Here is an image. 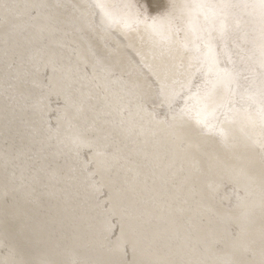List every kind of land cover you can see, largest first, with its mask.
<instances>
[{"label":"rangeland","instance_id":"rangeland-1","mask_svg":"<svg viewBox=\"0 0 264 264\" xmlns=\"http://www.w3.org/2000/svg\"><path fill=\"white\" fill-rule=\"evenodd\" d=\"M20 1L23 2V0H20ZM35 1H37V3L35 2L36 7H33V8L25 7V9H26L25 11H27V14L25 15V17L27 16L26 18H27V21L29 22V24L36 22L35 20H33L36 17V14L44 12L45 8H46V0H35ZM197 1L198 2H196L195 0H182V1H180V0H100V1L99 0H95V1L94 0H84V2L89 7L90 19L92 18L93 13H98V15H99V17H98L99 23L98 24H102V26H106V28L108 26H110L109 28H113V31H119L122 28V30H125L126 32H130V31H132V29L134 30L135 28L137 29L138 27H140L137 30H140L141 35L144 34L141 36V38L138 41V43L140 42L139 44L142 47L141 48L140 46H138L139 50L141 52H143V55H141L140 53L137 54L136 52H132L130 54V56L128 58V61L130 64L129 63L127 64L126 69L128 68V65H129V68L131 66V69H132L131 72L132 73H130L129 70H125V71H128L130 73L129 74L128 72H125V74L127 73L126 76L131 75L132 77L138 76L137 79H139V77L142 78L141 76L143 74L146 76L148 73L153 72V78L155 79V80H153V86L155 85L156 87L154 86V89H153L154 92L152 95V101L150 103H146L144 105L145 106L144 108L148 110V114L152 113V115H154L155 118H158L161 120H165L166 118H168L167 120H169L170 122L166 121L167 122L166 124H170V123L173 124V125L168 126L169 128L167 127L170 131L173 132L172 135L170 134L172 137H174L173 139H175L177 133H180L181 137H179L178 140L175 139L177 141V142H175V152L183 150L184 149L183 147H188V146L193 147V150H192L193 154H191V157L187 161V163L189 162V164L191 166V170L188 168L189 170L185 174L187 176L189 174L188 178H192V179H195L196 177H198L199 180H197V179L196 180L201 184V188H199L195 192V195H193L194 197H192V199L196 198L198 195L199 196L201 195V197L198 196L195 200L191 201L193 203H197L196 202V200H197L201 204L199 208L196 207V208H194L195 210H193L195 215L198 216V219H200V217H201L200 220L197 219L198 220L197 222L200 224L202 223L201 225H205V223L207 222L208 219H210V218L214 219L215 218L216 221H218L220 224L223 223V226H225L223 231L216 230L213 232V234H212L213 235L212 247L210 246V247H206V248L202 249V248L197 246L198 244L195 240H191L187 243L186 242L184 243L181 240L179 228H180V223L184 228H186V229L189 228L188 226H186L187 223L183 222L180 218V219H178L180 221V223H178L177 221H174L175 222V224H174V222L172 221L174 219L170 220V218L168 216H166V217H162L161 215L158 216L155 213V211L153 210V209H155L154 206H157V205L163 206L164 204H166V201L165 202L162 201L163 203L162 202L157 203V202H153V198H149V197H148V199L146 198L145 200H141V197H139V196L137 198L133 197V196L131 197L130 194L132 193V189L134 190L133 187H135V188H137V187L141 188L142 187L140 185H137L136 183H138V182L133 181L132 177L121 176L120 183L117 185V187L115 189V194L112 193V191H111L112 194L110 195V190H108L107 186L102 182V180H100L101 179L100 172L98 170V167L96 166L97 162L93 157L92 149L85 147L83 145H79V144H77V142H75V143L67 142V145L62 147V145H61L62 143H60L61 139H59L60 136L55 135V131L61 130V126L68 123V116H67L65 109H64L67 105V101H66V98L64 96H62V94L56 93V92L53 93V84L51 81V75H53V76L55 75L59 78L60 77L62 78V76H63L61 73L62 72V67H61L62 63H60L62 61H60L61 58H60V54H59V51L57 49V46H55L56 51H53L54 56L56 55L55 56L56 58L54 57V59H53V60H55L54 61L55 62L54 63L55 69H53V66H52V69L49 68L48 67L49 64L46 61H39V63L41 65L39 64V66L36 67L35 71L33 72L34 74H33L32 86L29 85L28 83H24L22 81V83H20V87L18 86L15 89H13L12 86L9 87L7 83L8 82H10V84L11 83H17L16 80L13 81L11 76L9 78L7 77V79H5L6 77H4V76L2 77L4 79H2L0 76V78H1L0 79V102H2V101L5 102V105L0 108V133H1L0 134V186L6 185V187H9L10 186L9 184H11L10 181H13V179H12L13 177L15 178L14 179L15 183H14V181L12 183H14L15 185H16V183H18L17 185H20V184L21 185L23 184V186L25 185V189L20 187V188L14 189V190H10L9 188L2 187L5 189V191H4L5 193H4V195L0 196V209L2 208L6 211H11V212H13V211L22 212V213L24 212L25 215L28 212L29 214L27 213V217L32 219V221L34 219L36 220L39 217L43 222L39 218H38V220H40L43 224H45V223L46 224L43 225L40 221L38 222L37 220L35 222L37 224L39 223V225L41 224V226L42 225L44 226V229H42V230H43V232L46 231L45 235H47V236H48V234H49V236H52L54 234V233H52V231L55 232V234H57L61 229V231L56 236H54V238H53V236L52 237L48 236V238H50V239L52 238L50 241H52L51 245L53 243V246H55L54 244H57L58 241L60 240V238H62L64 236L63 233L65 232V230L68 231V228L72 229L73 232H75L77 230L75 232V236H73L74 237V244H73V241L70 242V243H72L71 244L72 246H70V247H74V248L71 249L69 247L68 249L71 251H69L68 249L66 250V251H69L70 253L69 252L66 253V251H61L59 253L58 257L56 256L57 258H60L59 261H61L63 259L60 262L61 264H70V262H72V263L75 262L76 264H87V263L88 264H117V263L118 264H133V263L137 264V262L140 261L138 259H140V257H141V253H142L141 249L142 250H145L147 248L151 249L154 246L153 249L161 248V250H163V249L171 248V247H167V245H169V246L173 245V247H174L175 245L180 246L181 244H183V245H181L183 247L182 254L178 253V256H176L177 252H173L176 255H174L173 253H171L170 255L166 254V256H165L166 258L164 257L163 254H158V255H155L156 257L154 256V258L156 259V260H154V261H156L155 263L159 262L158 259H164V260L168 259L167 263H165V261L163 260V263H165V264H172L174 261H175L174 263L176 264L177 261L183 262L185 259H187L185 261H188L190 263H192V261H196V263H197V261L199 262V261L203 260L204 257L210 253V254H213L212 256L217 257L216 259L218 262L216 264H234V262L232 263V261H229L230 263H228L224 260L225 258H224V255L222 253V248H223V245L225 243L230 242V240L233 241V240H236L239 238L242 239L241 244H240L241 247L239 246L235 250L236 252H234V253H236L237 255L236 254H234V255H236L237 257L240 256L239 258H243L246 261L248 260L249 263H251V264H254V262H255V264H264V250H262V251L260 250L264 247V243L260 242L261 245L259 243H256V242H253V243L248 242L247 243V240L249 241L248 237L245 238L243 236L248 231V228H249V225H248L249 222L248 221H251L252 223L254 222L253 226H256V227H257V225H261L264 222V209H262L263 207L261 208L260 205L249 206L248 204H244V205L242 204L243 201H245L246 198L248 197L247 196L248 192H250L249 191L250 187H251L250 177L252 175V171L246 169L243 165L246 164V162H248V161H255L256 166H258L259 169L264 170V108H263V105H264V64L262 62H260L259 63L260 65H259L258 63L251 62V64H250L251 69L250 70L249 69L248 70H244V69L242 70L241 69L240 71H237V73L240 75V77H242V81L240 83V85L242 84V88L238 91H235L233 88L234 86H232V85L230 86L231 82L228 78L229 76L227 77L228 71L232 67L230 64V63H232L230 60V57H227L225 54V52L229 46V40H228L227 36L224 37V36L220 35L221 33L219 34L218 30L214 29L215 28L213 26L214 23L212 22L210 17L207 16L206 14H204L199 8L202 0H197ZM217 1L214 5L215 8L219 7L220 2H221V0H217ZM230 1H232V2L234 1L233 3H236L235 2L236 0H230ZM241 1L245 2L247 5L248 9H245V11H247V12L249 11V13L254 18H257V19L261 18L264 20V6H263L264 0H256V2L262 1L259 6L253 5L255 0H241ZM112 2H114V4ZM177 6H180V7L177 8ZM193 6H196V7H193ZM234 6L235 5H232L231 8H235ZM255 6L258 9L254 8ZM22 7H24V6H22ZM39 7H40V9H39ZM256 9H257V11H256ZM106 10H108V11H106ZM190 10H192V11H190ZM104 11H106V12H104ZM254 11H256V12H254ZM260 12L261 13L263 12V13L261 14ZM1 13L2 12H0V14ZM189 14H191V16ZM246 14H248V13H246ZM109 15H111V17ZM124 15H126V16H124ZM257 15H259V16H257ZM244 16L245 15L242 16L243 17L242 20H240L236 23L229 22V21L227 22L228 23L227 25L232 29L231 30L232 34H230V36L236 37L237 36V30L240 29L241 27H242L241 29L245 28L247 30L248 36H250V35H251L250 37L256 36L258 31L256 33L254 32L253 28L250 27L248 19ZM198 17H200V18H198ZM5 18L6 17L4 16V14H3V17L0 16V54L5 59V61H7L3 65V68H5L8 73H9V71L14 73L21 66L22 60L20 58V55L25 54V53L22 52L23 49L19 53H18V50L15 49V46L17 45V40H16V38H13L12 30H13L14 26H10V25L5 26L9 23V22L5 23L3 21V19H5ZM12 20H14V19H12ZM100 21H102V23H100ZM160 23H161V25H160ZM248 24H249V26H248ZM191 26H192V28H191ZM126 27H128V28H126ZM151 27H153V28H151ZM207 27H209L210 29ZM263 27H264V23H263L262 28L259 30L260 34H264V28ZM101 28H103V27H101ZM207 29H208V31H207ZM44 30L47 31V29H43V31L41 30V33H38V35L39 34L40 35L37 36L39 38H37V40L35 39V42L38 43L37 46L38 45L39 46L44 45L46 42V39L49 38V36H48V38L43 37V36H45ZM248 30L253 31V32H250ZM150 31H152V32H150ZM234 31H236V32H234ZM38 32H40V31H38ZM138 33L139 32L135 33V35L137 36ZM146 33H147V35H145ZM222 33H223V31H222ZM153 34H155V35H153ZM163 34H164V36H163ZM195 34H196V36H195ZM252 34H254L255 36ZM40 36H42V37H40ZM40 38H42L43 40ZM143 38H145L147 40H145ZM195 39H196V42H195ZM31 40H32V38H27V41H31ZM169 40H170V42H169ZM171 41L174 43H172ZM105 42L107 43V44L105 43L106 48L107 47L108 48L114 47L113 44L109 41V39H106ZM191 42H193L194 44ZM197 43H199V44H197ZM203 43L206 46V48L204 45H202ZM170 44H171V46L173 45L172 48H171ZM107 45H109V46H107ZM147 46L148 47L150 46L149 49L147 48ZM250 46L253 47V43H250ZM155 47H156V49H155ZM195 47L198 50L194 49ZM208 47H209V49H208V51H206V49ZM31 48L32 47H30V50H31ZM150 48H151V50H150ZM25 49H27V50H25ZM25 49L23 51L28 52L29 47H27ZM162 49H164V50H162ZM148 50H150V51H148ZM159 50H160V53L158 52ZM210 51H211V53L214 51L215 55H216V51L218 52L217 55L220 58V62L222 63V61H223L222 64L225 66V69H227L226 70L227 73L225 72L226 77H224L225 75L222 76V80L224 82L221 81V84L218 82V78H217V77H219V75H216V72H214V70L211 68V67L215 66L212 63L215 64L216 59L214 60L215 55L213 53H212L213 54L212 55L210 53ZM240 52L243 54V57L247 56V52L245 50H243V51L240 50ZM176 53H177V56L181 57L179 60L178 59L176 60ZM164 54H166V55L164 56ZM178 54H180V55H178ZM196 54L200 55L202 57V59L200 58V56L198 57ZM210 54H211V56H210ZM173 57H175V59H173ZM185 57H187V58H185ZM228 58H229V60H228ZM154 59H155V61H154ZM167 59H168V61L166 62ZM204 59L207 60V62ZM164 60H165V62H164ZM198 60L199 61L201 60V62H199ZM135 61H136V63H135ZM144 61H148L151 66H146V62H144ZM169 61H171L172 63L171 62L169 63ZM152 62H156V63H154V65H153ZM179 62H180V64H179ZM186 62H187V64H186ZM166 63L168 64V67H167ZM172 64L173 65L176 64L177 67L174 68ZM209 64L211 66H209ZM253 64H255V65H253ZM257 64H258V66H257ZM201 66H203V67H201ZM208 67L210 68L209 70H208ZM147 68L152 69V72L148 71ZM164 68H165V70H164ZM202 68L205 70L207 69V71H206L207 73H205V70H203ZM256 68L262 70V71H259V72L263 73V75L260 78L257 76L260 73L255 70ZM161 69H163L162 70V71H164L163 73L160 72ZM4 70H2V71L5 72L6 70L5 71ZM82 70L84 72L87 71L85 73V75H86L88 81L92 80L93 76H92L90 68L88 69V67L82 66ZM153 70H156V71L160 70V71H158L156 73V71L154 72ZM54 71L58 74H56ZM170 71L173 73H170ZM175 72H176V75L174 74ZM190 72H192V73H190ZM231 72H233V69L231 70ZM141 73H142V75H140ZM133 74H135L136 76H134ZM155 74H157V75H155ZM162 74H164L165 77L162 76ZM0 75H1V73H0ZM185 75H186V77H185ZM249 75H252L253 77L252 76L250 77ZM155 76H157V77H155ZM243 76L245 78H243ZM158 77L161 79H158ZM166 77H167V80H166ZM171 77L172 78L175 77V78L172 79ZM61 78H60V80H62ZM188 78H189V80H188ZM223 78L226 80H224ZM174 79L178 80V81H175ZM180 80H182V81H180ZM212 80H214V81H212ZM229 82H230V84H229ZM208 84H209V86H208ZM95 85H96L97 90H96L95 86H94V89L97 93H99L100 96L103 97L105 95H108L107 88L105 86H102L99 84L98 85L95 84ZM175 85H177V86H175ZM181 85H182V87H181ZM227 86H230V87H227ZM5 87H9L8 90H4ZM161 87L162 88L165 87L166 89L163 88V90H162ZM193 88L195 89L192 91L194 93L185 96V99L183 101L182 99L184 96L181 95L182 92L187 94L188 91L190 92ZM231 88H233V90ZM170 89H172V90H170ZM173 90H175V91H173ZM37 91H38V93H37ZM250 91H251V93H250ZM106 92H107V94H106ZM179 92H181V94ZM245 92H247V93H245ZM162 93H164V95ZM217 93L219 96L221 95L222 98L219 97L220 99H218ZM68 94H70L71 96H69ZM174 94L177 97H175ZM195 94H197V95H195ZM252 94H255V95H252ZM67 95L70 98L75 97L73 94V91H72V93H70V92L67 93ZM63 98H65V101ZM169 98H170V100H169ZM20 99H22V103L18 104L17 113H14L12 116L7 115L8 112L10 110H12V107L14 106V104L17 103V100H20ZM187 99H188V101H187ZM214 99H218V100H216V103H215ZM221 99H222V101H220ZM210 100H212V101L210 102ZM209 103H211V104H209ZM170 104H173V106L168 109L167 107H169ZM194 104H195V106H194ZM197 104L199 105L198 106L199 108H197ZM214 104H215V106H214ZM29 105L35 106L38 108V113L31 115V117H33V119L26 117V113H25L26 109L25 108ZM208 107H209V109H208ZM210 108H212V109H210ZM172 110L176 111V112H180L182 114L189 115V116H191L193 114L198 116V117L200 116L199 120L201 123L199 124V126H196L197 129L198 128L199 129L197 130L194 127L195 125L189 124L192 122H187L184 120L176 122L174 120L175 118L173 116L169 115V112ZM119 111H120L121 115H123V118L125 117V119H128L127 117L130 116L129 112H126L127 113L126 114L125 111L120 110L118 108L117 112H119ZM201 111H204L206 113L204 114V112H203V114H202ZM213 112H215L216 114ZM23 113H25V114H23ZM126 115H127V117H126ZM15 119L20 121L21 123H23L25 125V127L22 130L18 129V133H16L17 131L15 129H14V131L11 130V123ZM29 119H30V121H29ZM173 120H174L176 125L174 124ZM126 121H128V120H126ZM244 122H246L247 124H249L253 128V133H252V138H253L252 140L253 141H251V142L247 141L246 137L237 135L235 133V130L237 128H239L238 126H241L242 124H246ZM30 123L31 124L33 123V124L29 125ZM177 124L179 127L177 126ZM236 124H237V126H236L237 128L235 127ZM27 125H28V127H26ZM182 125L184 126V128ZM3 126H4V128H3ZM229 126H231V127H229ZM1 128H3V130H1ZM9 128L11 130V133H10V130H8ZM70 128H72V127H70ZM5 129L8 130V133H7V130H5ZM24 129L26 131H24ZM184 129H186V130H184ZM257 129H259V130H257ZM188 130L190 132H185ZM221 130H222V132H221ZM1 131H3V133ZM21 131L23 133H26V134H21L22 133ZM211 131L214 132V135H211L212 134ZM191 132L194 133L193 136H191L192 135ZM190 133H191V135H190ZM5 134L14 135V140H11L12 143H11V141H6V136H8V135H5ZM18 134H20V135H18ZM185 134L186 135L189 134V136L188 135L186 136ZM23 135H24V137H23ZM170 135H169V137L172 138ZM16 136H17V138H16ZM234 136H236L239 139H237ZM3 137H4V139H3ZM230 137H231V140H230ZM243 137L246 138L245 139L246 142L243 141ZM184 138H186V139H184ZM187 138H189V139H187ZM25 139H26V141H25ZM191 139H192V141H191ZM202 140H203V142H202ZM216 140H217V142H216ZM20 141H22V143H20ZM209 141H212V142H209ZM224 141H226L227 143ZM229 141H231V142H229ZM23 142H26V143H23ZM200 143H201V145H200ZM204 143L207 144V146H205ZM251 143L254 146H252ZM236 144H237V146H234ZM18 145H20L22 147V151L20 150L21 149L20 146L18 148ZM30 145H32V146H30ZM70 145H71V147H70ZM196 145H197V147H196ZM214 145H215V147H214ZM12 146L14 149L12 148ZM255 146H256V148H255ZM24 147H26V148H24ZM32 147H33V149H32ZM233 147H237V148L239 147L241 149H245V147H246L247 149H250V154H252V155H248V157L245 156V158H243L244 156L242 157L239 155H238V157L234 156L233 159L235 160L236 165L232 161H231L232 162V164H231V162L228 159H226L225 156H227L226 154H228L227 150H230V148H233ZM201 148H204V149H201ZM215 148L216 149L218 148V149L216 150ZM222 149H223V151H222ZM16 150H17V152H16ZM200 150H203L202 154L200 153ZM5 151H7L6 152L7 154L5 153ZM10 151H13L12 154ZM127 151H129V150H127ZM251 151H252V153H251ZM8 152L11 155H9ZM258 152H259V155H258ZM68 154H70V155H68ZM196 155H198V156H196ZM257 156H259V157H257ZM27 157H28V159H26ZM250 157L252 160L248 159ZM242 158H243V160H242ZM44 160L45 161L47 160V161L44 162ZM20 161H21V163H20ZM27 161H29V162L26 163ZM73 161H74V163H73ZM36 163L37 164L39 163V164L37 165ZM58 163H59V165H58ZM28 165H30V166H28ZM23 166L26 167V169H24ZM202 166H205V167L201 168ZM16 167H18L17 170H16ZM32 167H33V169H32ZM49 167H50V170H48ZM232 167H236V168H232ZM20 168H21V170H20ZM204 169L206 170L207 173L205 172ZM237 169H239V170L243 169V171L245 172V176L236 175V174H238L236 171ZM11 170L14 171V173L11 172ZM82 170L86 174L82 173ZM64 171H68V172H64ZM71 171H72V173H71ZM24 172H26V173H24ZM11 173H13V174H11ZM204 173H206V174H204ZM57 174H58V176H57ZM233 174H235V175H233ZM17 175H19L21 177H18ZM206 175H208V176L211 175L210 179ZM24 176H25V178H24ZM64 177H66V178H64ZM16 178H17V181H16ZM42 178H43V180H42ZM63 178H64V180H63ZM127 178L132 179V181H129ZM20 179L23 182L20 181ZM55 179H57V180H55ZM86 179H88V180H86ZM126 180H127V182H126ZM49 181H51V182H49ZM56 181H57V183H56ZM136 181H138V180H136ZM204 181L208 184L206 185V183ZM86 182H87V184H86ZM88 182H89L90 186H89ZM172 183H174V182H172ZM43 184H44V186H43ZM48 184H50V185H48ZM125 184H126V186L128 185L127 188L125 187ZM68 186H70V187H68ZM82 186H84L85 188ZM121 186H122V188H120ZM65 187H66V189H65ZM73 187H74V189H73ZM246 187H248V189ZM42 189H44V190H42ZM79 189H82V191L81 190L79 191ZM118 189H120V190H118ZM68 190H71V191H68ZM128 190L131 193L130 192L127 193ZM58 191H59V193H58ZM67 191L69 194L67 193ZM51 192L53 193V195ZM62 192H63V194H62ZM65 192H66V195H65ZM209 192H213V193L210 194ZM36 193H37V195H36ZM38 193H39V195H38ZM82 194H83V196H81ZM93 195H95V196H93ZM95 197H96V199H95ZM87 198L91 199L89 201L90 203L88 202L89 199H87ZM44 199L45 200L48 199V200L45 201ZM54 200H55V202H54ZM17 201H19V202H17ZM70 201H71V203H70ZM146 201L148 203L149 202L151 203V201H152L151 204L152 205L154 204V205L152 206L150 203L147 204ZM16 202L19 203V207H21V208L18 207L19 209H17L14 206L15 204H17ZM45 202L49 206H47V204ZM131 202H133V203H131ZM142 202L144 204H146V206H144V204ZM56 203H57V205H56ZM63 204L65 205V207L61 206ZM82 204H83V206H82ZM86 204H87V207H86ZM125 204H127V205H125ZM134 204H135V206H134ZM42 205H45V208ZM37 206H39L40 208H37ZM100 206H101V208H100ZM147 206H149V207H147ZM158 206L156 208H158ZM61 207H63V209ZM88 207L89 208L91 207V208L89 209ZM139 207H143V209L139 208ZM241 207H242V209H241ZM30 208H31L32 212H29ZM53 208H55V210ZM73 208H75V210H73ZM36 209H38V211ZM47 209H48V211H47ZM58 209H59V212L61 211L60 213L58 212ZM69 209L71 210V212ZM102 209H104V210H102ZM135 209H137V210L135 211ZM145 209L147 210V212L145 211ZM205 209H207L208 211L205 212ZM256 209L258 210V213H256L257 212ZM64 210H65V212H64ZM76 210H78V212ZM119 210H120V212H119ZM121 210H123L122 213H121ZM51 211H52V213L50 214ZM89 211H91L92 217H91V215H89L90 214ZM125 211H126V213H125ZM202 211L207 213V214H205V213L203 214ZM39 212H41L42 215H45V216L41 217L42 216L41 213H40V215H37V213H39ZM47 212H49V214ZM152 212H154V213H152ZM61 213H62V216L60 218ZM76 213H78L79 215ZM86 213H87V216H82L84 214L86 215ZM120 213L122 216L120 215ZM101 214L104 216H102ZM70 215H72V216H70ZM124 215L126 217H128V216L133 217V215L134 216L135 215H143L142 217L144 218L143 220L145 222L142 220L140 223H134L132 225V228L134 227V229L135 228L139 229L140 230L139 233H141V235L138 236L137 238H135V240L133 242V243H135L137 241L135 243V245H137V246H134V247L131 246V244L133 245V243H131V239H130L131 235L129 233H128L129 234V236H128V234L125 235L124 233L120 232V224L122 223V221H124L123 223L128 222V218L124 217ZM153 215L157 216V217H154ZM247 215H249V216H247ZM250 215H251V217H250ZM32 216L34 219L32 218ZM36 216H37V218H36ZM54 217L55 218L57 217L56 220L54 219ZM58 217L60 219H58ZM99 217L101 218V220H99ZM70 218H72V220ZM77 218H79V219H77ZM118 218H120L121 220ZM147 218H148V220H147ZM160 218H162V219H160ZM245 218H246V220H245ZM74 219H77V220H74ZM46 220L47 221L49 220L48 223H51L52 225L49 224L50 226H47L48 223ZM54 220L55 221L60 220V222L59 221H58L59 223L56 222V225H55ZM79 220L81 221V223L79 222ZM158 220H160V221H158ZM44 221H46V222H44ZM52 221H53V223H52ZM93 221H95V226L91 227L92 224L90 222L93 223ZM242 221H243V224L241 223ZM74 222H75V224L73 225ZM98 222L100 225L98 224ZM244 222H246V223H244ZM145 223H146V225H145ZM148 223L149 224L152 223L151 228L144 227V226H148ZM63 224L64 225L66 224L67 226L66 225L64 226ZM80 224L81 225L85 224V225L81 226V228H80ZM168 225L170 227H168ZM76 226H78V227H76ZM158 226H160V227H158ZM177 226L179 228H177ZM20 227H21L20 230L22 228L25 229L24 228L25 226H23V225ZM94 227H95V229H94ZM47 228H49L50 230L48 229L49 230L48 231ZM53 228L54 229L57 228V229L54 230ZM81 229L84 231L83 233H82ZM144 229L147 231L144 232ZM163 229L164 230L166 229V230L162 231ZM173 229H174V233H173ZM79 230H81V231H79ZM187 230H190V229H187ZM142 231H143V233H142ZM156 231H158V232H156ZM190 231L192 232V230H190ZM21 232H22V230L20 231V233L18 231L17 234L20 235ZM80 232L82 234H80ZM96 233H98V235H99V237H98L99 242L95 245L91 241V238L94 235H96ZM77 234H79V235L76 236ZM144 234H145V236H144ZM159 234L162 237L159 236ZM172 234L175 235L174 238H172L174 236ZM164 235H166V236H164ZM57 236H59L60 238ZM102 236H103V238H102ZM170 236H171L172 240H171V238H169ZM179 236H180V238H179ZM246 236H247V234H246ZM144 239H146V240H144ZM175 239H177V240H175ZM178 239H179V242L181 244L178 242ZM244 239H247V240L245 241ZM176 241L178 244L176 243ZM91 243L93 245H91ZM143 243H145V244H143ZM109 244H111V245H109ZM113 244H118V246L120 248V251L118 252V254L115 253L116 256L111 254V252H110V249L112 248ZM76 246H77V248H83L84 247L83 248L84 252L79 253V256H78V253L75 251V249H77ZM210 248L212 250H210ZM72 251H73V253H71ZM8 252H9V249L6 247V245L0 247V260H1L0 264L3 263V258H5V255ZM33 252H34L33 256H36L37 251H33ZM92 252H96V254L91 255ZM257 252H263V253L259 254V256H260L259 258L255 257L257 255ZM64 253H65V255H64ZM75 253H77L76 257H75ZM88 253H90V254L88 255ZM81 254H87L88 257L86 255H84V257H83V255H81ZM121 254H123V255H121ZM62 255H64V256L62 257ZM98 255L101 257L102 260L100 259V257ZM118 255H119V257H118ZM183 256H184V259L182 260ZM65 257L67 260H65ZM68 257H69V259H68ZM73 257H74V259H73ZM85 257L89 260H87ZM75 258L80 259V260H77V259L75 260ZM82 258H83V261L85 260L84 263L82 261ZM110 258H112V259H110ZM200 258H201V260H200ZM105 259H107V260H105ZM100 261H101V263H100ZM115 261H116V263H115ZM258 261H259V263H258ZM102 262H104V263H102ZM155 263H152V264H155Z\"/></svg>","mask_w":264,"mask_h":264},{"label":"bare ground","instance_id":"bare-ground-1","mask_svg":"<svg viewBox=\"0 0 264 264\" xmlns=\"http://www.w3.org/2000/svg\"><path fill=\"white\" fill-rule=\"evenodd\" d=\"M95 1V0H94ZM100 1V0H99ZM182 1V0H180ZM196 2H198L197 0H195ZM217 0H202L200 3V10L206 14L207 16L210 17V19L212 20V22L214 23L213 26L215 27L214 29L218 30L219 34L222 36H227L228 40H229V46H228V51L226 50L225 54L227 57H230V60L232 63L231 64V68L228 71L227 77L229 78L230 82V86H234V90L238 91L242 88V84L240 85L241 81H242V77H240V75L237 73V71H240L241 69L243 70H250V64L251 62L254 63H260L262 62L264 64V34H260L259 30L262 28L264 20L263 19H257L254 18L249 11H245V9L247 8V5L245 2L241 1V0H236V3H233L230 0H221L219 7L215 8L214 5L216 3ZM35 2L37 3V1L35 0H23V2H21L20 0H0V12H2L0 14L1 17L4 16L6 17L5 19H3V21L5 23L9 22L7 25L5 26H14L12 32H13V38H16L17 40V45L15 46V49L18 50V53L21 52V50L29 47L28 52L27 51H23V53L25 54H21L20 58L22 60L21 62V66L20 68L16 71V72H11L9 71V73L7 72V70L5 68H3V65L7 62L5 61V59L1 56L0 54V73H1V78L4 76L6 77L5 79H7V77L9 78L11 76L12 80H16L17 83H11L8 82V86H12L13 89H15L16 87H20V83H22V81L24 83H28L29 85L32 86V82H33V72L35 71V68L39 66V61H46L49 64V68L55 69L54 66V52L55 50V46H57V49L59 51L60 54V63H62L61 67H62V80H60L59 77L57 76H53L51 75V81L53 84V93H60L62 94V96H64L66 98L67 101V105L64 108L65 112L68 116V123L61 126V130L59 131H55V135L60 136L59 139H61L62 143V147H64L65 145H67V142H77V144L79 145H83L85 147H88L90 149H92V154L94 159L97 162V167L98 170L100 172V177L102 180V182L107 186L108 190H110V195L112 193L115 194V189L117 187V185L120 183V179L121 176H129L132 177L133 181L138 182L136 183L137 185L142 186L141 188H134V190L132 189V193L128 190V192H130V196L132 197H141V200H145L146 198H153V202H162V201H166V204H164L163 206L160 205L158 206V208H156L157 206H154L155 209H153L155 211V213L159 216L161 215L162 217H166L168 216L172 220L177 221L178 223H180V221L178 219L181 218V220L185 223H187L186 226H188L190 229L192 230V232L190 230H187L186 228H184L181 223H180V228L177 226V228H179L180 230V236H181V240L185 243L191 241V240H195L197 242V246L204 249L206 247H212L213 244V232L216 230H220L223 231L224 227L223 223L220 224L218 221H216V219L214 218H210L207 220V222L205 223V225H201L200 223H198L197 221L201 219H198V216L195 215L194 208L196 207H200V203L199 201L196 200L197 203H193L191 202L192 200H195L196 198L193 195H195V192L201 188V184L197 181L199 180L198 177H196L195 179L192 178H188V176L185 174L187 173V171L190 169L191 170V166L189 164V162L187 163V161L189 160V158L191 157V154H193L192 150L193 147L188 146V147H183V150H180L178 152H175V142H177L176 140L179 139V137H181L180 133L176 134L175 139H173L174 137H172V131H170L168 128V126L173 125V124H166L169 120H167L168 118H166L165 120H161L158 118H155L154 115L148 114V110L145 109L144 105L146 103H150L152 101V95L154 92V86H153V80H155L153 78V72L152 69L147 68L148 71L152 72V73H148L146 76L142 75V73L140 75H142L139 79H137V77H132L130 76H126L127 73L125 74V70H129L130 73H132V69L131 66L129 68L126 69L127 64L129 63L128 58L130 56V54L132 52H136L137 54L140 53L141 55H143V52H141L139 50L140 46V42L138 43L139 39L141 38L142 35L144 34H140V30H137L135 28L134 30L132 29V31L130 32H126L125 30H119V31H113V28H109L110 26H108L106 28V26H102V24H98V13H93L92 14V18L90 19V14H89V7L88 5L84 2V0H46V8L45 11L42 13H37L36 17L33 19L36 22L29 24V22L27 21V16L25 17V15L27 14V11H25V7L27 8H33L36 7L35 6ZM105 2V1H104ZM175 2V1H174ZM193 2V1H192ZM218 2V1H217ZM262 2V1H261ZM261 2H255L253 3V5H257L259 6L261 4ZM97 3V2H96ZM114 4V2H112ZM89 4V3H88ZM249 4V3H248ZM264 4V3H263ZM105 5V4H104ZM107 5V4H106ZM232 5H235V8H231ZM24 6V7H22ZM100 6V5H99ZM112 6V5H111ZM264 6V5H263ZM175 7V6H174ZM180 6H177V8ZM196 7V6H193ZM251 8V7H250ZM254 8H257L256 6ZM40 9V7H39ZM258 9V8H257ZM256 9V11H257ZM262 10V9H261ZM97 11V10H96ZM108 11V10H106ZM104 11V12H106ZM192 11V10H190ZM196 11V10H195ZM194 11V12H195ZM254 11V12H256ZM253 12V11H252ZM248 13V14H246ZM258 13V12H257ZM261 13V12H260ZM263 13V12H262ZM261 13V14H262ZM109 14V13H108ZM111 14V13H110ZM200 14V13H199ZM102 15V14H101ZM191 16V14H189ZM198 15V14H197ZM245 15L244 17H246L249 21L250 27L253 28L254 32L257 34L256 36L254 34L255 37H250L247 35V30L245 28L243 29H238L237 30V36L236 37H232L230 36V34H232V29L227 25L228 21L229 22H233L236 23L240 20L243 19L242 16ZM111 17V15H109ZM121 16V15H120ZM126 16V15H124ZM204 16V15H203ZM256 16V15H255ZM259 16V15H257ZM263 17V16H262ZM200 18V17H198ZM14 19V20H12ZM103 19V18H102ZM105 19V18H104ZM112 19V18H111ZM193 19V18H192ZM191 19V20H192ZM38 20V21H37ZM106 20V19H105ZM190 20V21H191ZM194 20V19H193ZM111 21V20H110ZM158 21V20H157ZM156 21V22H157ZM207 22V21H206ZM100 23H102V21H100ZM105 23V22H104ZM109 23V22H108ZM122 23V22H121ZM151 23V22H150ZM246 23V22H245ZM106 24V23H105ZM104 24V25H105ZM158 24V23H157ZM240 24V23H239ZM248 24V26H249ZM125 25V24H124ZM127 25V24H126ZM161 25V23H160ZM227 25V26H226ZM4 26V27H5ZM103 28H101V27ZM151 26V25H150ZM45 27V28H44ZM115 27V26H114ZM156 27V26H155ZM118 28V27H117ZM128 28V27H126ZM153 28V27H151ZM161 28V27H160ZM192 28V26H191ZM209 28V27H207ZM250 28V29H251ZM264 28V27H263ZM43 29H47V31L44 30V34L45 36H43L44 38H49L46 39L45 42V46H37L38 43L35 42V39L37 40V36L38 33H41V30L43 31ZM156 29V28H155ZM210 29V28H209ZM143 30V29H142ZM151 30V29H150ZM194 30V29H193ZM223 33H222V31ZM40 31V32H38ZM138 33V35L136 36L135 33ZM144 31V30H143ZM148 31V30H147ZM156 31V30H155ZM206 31V30H205ZM208 31V29H207ZM250 31V30H248ZM152 32V31H150ZM168 32V31H167ZM217 32V33H218ZM236 32V31H234ZM253 32V31H250ZM171 33V32H170ZM195 33V32H194ZM249 33V32H248ZM43 34V33H42ZM165 34V33H164ZM163 34V36H164ZM211 34V33H210ZM147 35V33L145 34ZM155 35V34H153ZM169 35V34H168ZM201 35V34H200ZM206 35V34H205ZM159 36V35H158ZM196 36V34H195ZM42 37V36H40ZM213 37V36H212ZM27 38H32L31 41H27ZM155 38V37H154ZM158 38V37H157ZM173 38V37H172ZM196 38V37H195ZM42 39V38H40ZM106 39H109V41L113 44L114 47L112 48H106ZM145 39V38H143ZM170 39V38H169ZM197 39V38H196ZM195 39V42H196ZM218 39V38H217ZM43 40V39H42ZM147 40V39H145ZM161 40V39H160ZM252 40V41H251ZM144 41V40H143ZM175 41V40H174ZM210 41V40H209ZM251 41V42H250ZM161 42V41H160ZM170 42V40H169ZM172 42V41H171ZM194 42V41H193ZM191 42V43H193ZM211 42V41H210ZM209 42V43H210ZM106 43V44H105ZM145 43V42H144ZM174 43V42H172ZM201 43V42H200ZM207 43V42H206ZM212 43V42H211ZM250 43H253V47L250 46ZM139 44V45H138ZM163 44V43H162ZM194 44V43H193ZM192 44V45H193ZM199 44V43H197ZM196 44V45H197ZM176 45V44H175ZM174 45V46H175ZM179 45V44H178ZM195 45V46H196ZM204 45V43L202 44ZM209 45V44H208ZM109 46V45H107ZM171 46V44H170ZM169 46V47H170ZM173 46V45H172ZM171 46V48H172ZM205 46V45H204ZM203 46V47H204ZM210 46V45H209ZM30 47L31 50H30ZM141 47V46H140ZM150 47V46H149ZM149 47L147 46V48L149 49ZM161 47V46H160ZM183 47V46H182ZM198 47V46H197ZM142 48V47H141ZM192 48V47H191ZM206 48V46H205ZM156 49V47H155ZM194 49H197L196 47ZM201 49V48H200ZM204 49V48H203ZM209 47L206 49V51H208ZM27 50V49H25ZM151 50V48H150ZM148 50V51H150ZM164 50V49H162ZM177 50V49H176ZM181 50V49H180ZM192 50V49H191ZM190 50V51H191ZM198 50V49H197ZM240 50H245L247 52V56L243 57V54L240 52ZM249 52H248V51ZM30 51V52H29ZM156 51V50H155ZM184 51V50H183ZM215 51V50H214ZM214 51L212 52L214 54ZM160 53V50L158 51ZM163 52V51H162ZM195 52V51H194ZM198 52V51H197ZM223 52V51H222ZM221 52V53H222ZM156 53V52H155ZM205 53V52H204ZM211 53V51H210ZM211 53V54H212ZM217 51H216V55L214 60L215 64L212 63L213 67H211L214 72H216V75H219L218 78V82L221 84V81L224 82L222 80V76L225 75V72L227 73V69H225V66L220 62V58L217 55ZM57 54V53H56ZM209 54V53H208ZM210 54V56H211ZM212 54V55H213ZM166 54H164L165 56ZM180 55V54H178ZM193 55V54H192ZM197 55V54H196ZM140 56V55H139ZM168 56V55H167ZM166 56V57H167ZM174 56V55H173ZM198 57L200 55H197ZM207 56V55H206ZM135 57V56H134ZM194 57V56H193ZM197 57V58H198ZM56 58V57H55ZM161 58V57H160ZM181 57L177 56L176 53V60L180 59ZM187 58V57H185ZM191 58V57H190ZM200 58L202 59V57L200 56ZM206 58V57H205ZM43 59V60H42ZM159 59V58H158ZM165 59V58H164ZM173 59H175V57H173ZM210 59V58H209ZM219 61H218V60ZM7 60V59H6ZM205 60V59H204ZM212 60V59H211ZM210 60V61H211ZM229 60V58H228ZM155 61V59H154ZM161 61V60H160ZM168 61V59L166 60V62ZM195 61V60H194ZM199 61V60H198ZM207 62V60H205ZM218 61V62H217ZM146 62V66H151L150 63L148 61H144ZM165 62V60H164ZM171 61H169L170 63ZM197 62V61H196ZM201 62V60L199 61ZM204 62V61H203ZM213 62V61H212ZM136 63V61H135ZM154 63L156 62H152V64L154 65ZM163 63V62H162ZM172 63V62H171ZM183 63V62H182ZM193 63V62H192ZM44 64V63H43ZM130 64V63H129ZM139 64V63H138ZM165 64V63H164ZM163 64V65H164ZM167 64V63H166ZM180 64V62H179ZM187 64V62H186ZM257 64V66H258ZM41 65V64H40ZM171 65V64H170ZM173 65V64H172ZM184 65V64H183ZM205 65V64H204ZM255 65V64H253ZM260 65V64H259ZM82 66H86L88 67V69L90 68L91 73H92V80L88 81L85 73L87 71H83L82 70ZM156 66V65H155ZM158 66V65H157ZM182 66V65H181ZM188 66V65H187ZM209 66H211L209 64ZM136 67V66H135ZM165 67V66H164ZM168 67V64H167ZM166 67V68H167ZM173 67H177V65H173ZM184 67V66H183ZM197 67V66H196ZM203 67V66H201ZM260 67V66H259ZM263 67V66H262ZM145 68V67H144ZM6 71H5V70ZM131 69V70H130ZM160 69V68H159ZM186 69V68H185ZM203 69V68H202ZM210 68L208 67V70ZM233 69V72H231V70ZM2 70H4L5 72H3ZM89 70V71H90ZM163 69L158 70L160 72H164L162 71ZM165 70V68H164ZM187 70V69H186ZM185 70V71H186ZM205 70V69H203ZM257 72L262 71L261 69L256 68L255 69ZM154 72L156 70H153ZM156 71V73L158 72ZM167 71V70H166ZM165 71V72H166ZM182 71V70H181ZM184 71V72H185ZM207 69L205 70V73ZM3 72V73H2ZM55 72V71H54ZM53 72V73H54ZM128 72V73H129ZM197 72V71H196ZM56 73V72H55ZM90 73V72H89ZM129 73V74H130ZM170 73H173L170 71ZM192 73V72H190ZM211 73V72H210ZM260 74L257 75L259 78L263 75V73L259 72ZM58 74V73H56ZM160 74V73H159ZM158 74V75H159ZM176 75V72L174 73ZM186 74V73H185ZM134 76H136L135 74H133ZM139 75V74H138ZM139 75V76H140ZM157 75V74H155ZM178 75V74H177ZM162 76L165 77L164 74H162ZM172 76V75H171ZM189 76V75H188ZM250 77L252 75H249ZM157 77V76H155ZM161 77V76H160ZM176 77V76H175ZM173 77V78H175ZM186 77V75H185ZM216 77V76H215ZM226 77V75L224 76ZM253 77V76H252ZM0 78V79H1ZM162 78V77H161ZM158 77V79H161ZM172 78V77H171ZM172 78V79H173ZM190 78V77H189ZM188 78V80H189ZM209 78V77H208ZM243 78H245L243 76ZM4 79V78H2ZM224 79V78H223ZM167 80V77H166ZM171 80V79H170ZM175 80V79H174ZM220 80V81H219ZM226 80V79H224ZM228 80V81H229ZM162 81V80H161ZM178 81V80H175ZM182 81V80H180ZM214 81V80H212ZM94 82V83H93ZM216 82V81H215ZM162 83V82H161ZM183 83V82H182ZM211 83V82H210ZM95 84H99L102 86H105L107 88V92L108 95L105 96H100L99 93H97L94 89V86L96 88ZM166 84V83H165ZM179 84V83H178ZM215 84V83H214ZM224 84V83H223ZM212 85V84H211ZM225 85V84H224ZM228 85V84H227ZM169 86V85H168ZM174 86V85H173ZM177 86V85H175ZM206 86V85H205ZM209 86V84H208ZM227 86V87H230ZM9 87H5L4 90H8ZM101 87V86H100ZM156 87V86H155ZM172 87V86H171ZM182 87V85H181ZM190 87V86H189ZM220 87V86H219ZM226 87V88H227ZM249 87V86H248ZM103 88V87H102ZM162 88V87H161ZM165 88V87H163ZM162 88V90H163ZM169 88V87H168ZM233 88H231L233 90ZM257 88V87H256ZM101 89V88H100ZM99 89V90H100ZM157 89V88H156ZM166 89V88H165ZM174 89V88H173ZM197 89V88H196ZM200 89V88H199ZM206 89V88H205ZM237 89V90H236ZM244 89V88H243ZM97 90V88H96ZM160 90V89H159ZM161 90V91H162ZM172 90V89H170ZM193 90H195L194 88L187 94L183 93L181 94V92H179L181 95H183V101L185 99V96L192 94L194 92H192ZM203 90V89H202ZM211 90V89H210ZM224 90V89H223ZM248 90V89H247ZM75 97L70 98L69 96H71L70 94L67 95V93H72ZM175 91V90H173ZM179 91V90H178ZM181 91V90H180ZM106 92V94H107ZM167 92V91H166ZM169 92V91H168ZM213 92V91H212ZM38 93V91H37ZM178 93V94H179ZM198 93V92H197ZM204 93V92H203ZM222 93V92H221ZM247 93V92H245ZM251 93V91H250ZM255 93V92H254ZM257 93V92H256ZM259 93V92H258ZM164 95V93H162ZM167 94V93H166ZM35 95V94H34ZM175 95V94H174ZM197 95V94H195ZM218 95V93H217ZM255 95V94H252ZM107 96V97H106ZM193 96V95H192ZM247 96V95H246ZM245 96V97H246ZM263 96V95H262ZM174 97V96H173ZM175 97H177L175 95ZM218 99H220L219 97H221V95L217 96ZM65 98L64 101H65ZM167 98V97H166ZM188 98V97H187ZM209 98V97H208ZM211 98V97H210ZM222 98V97H221ZM255 98V97H254ZM218 99H214L215 103L216 100ZM253 99V98H252ZM263 99V98H262ZM155 100V99H154ZM168 100V99H167ZM170 100V98H169ZM205 100V99H204ZM188 101V99H187ZM212 100H210L211 102ZM222 101V99L220 100ZM257 101V100H256ZM167 102V101H166ZM22 103V99L17 100V103L14 104V106L12 107V110H10L8 112L7 115H13L14 113H17V108H18V104ZM190 103V102H189ZM260 103V102H259ZM168 104V103H167ZM199 104V103H198ZM197 104V108H199ZM211 104V103H209ZM219 104V103H218ZM221 104V103H220ZM5 105V102L2 101L0 102V108L3 107ZM173 104H170L169 107H167L168 109L170 107H172ZM195 106V104H194ZM215 106V104H214ZM211 107V106H210ZM227 107V106H226ZM118 108L120 110H123L126 112H129L130 116L126 117L128 119H125V117L123 118V115H121L120 111L117 112ZM166 108V107H165ZM195 108V107H194ZM262 108V107H261ZM264 108V105H263ZM26 117L33 119V117H31V115L38 113V108L35 106H27L26 108ZM209 109V107H208ZM212 109V108H210ZM259 109V108H258ZM202 110V109H201ZM204 110V109H203ZM206 110V109H205ZM2 111V110H1ZM173 111V110H172ZM170 111L169 115L173 116L176 122H179L181 120L187 121V122H192L189 123L190 125L193 124L195 125L194 127L197 129L196 126H199L200 122V116H196V115H186V114H182L180 112H176V111ZM211 111V110H210ZM209 111V112H210ZM202 114L204 111H201ZM23 113V114H25ZM206 112H204L205 114ZM215 113V112H213ZM127 114V113H126ZM216 114V113H215ZM214 114V115H215ZM29 115V116H28ZM168 115V116H169ZM252 116V115H251ZM204 117V116H203ZM210 117V116H209ZM212 117V116H211ZM255 117V116H254ZM22 119V118H21ZM204 119V118H203ZM128 120V121H126ZM173 120V122H174ZM231 120V119H230ZM233 120V119H232ZM240 120V119H239ZM30 121V119H29ZM167 121V122H166ZM243 121V120H242ZM246 121V120H245ZM256 121V120H255ZM260 121V120H259ZM170 122V121H169ZM183 122V121H182ZM203 122V121H202ZM205 122V121H204ZM229 122V121H228ZM233 122V121H232ZM231 122V123H232ZM243 123V122H242ZM246 123V122H244ZM33 124V123H32ZM31 123L29 125H32ZM175 124V122H174ZM186 124V123H185ZM203 124V123H202ZM251 124V123H250ZM260 124V123H259ZM176 125V124H175ZM184 125V124H183ZM182 125V126H183ZM227 125V124H226ZM178 126V124H177ZM237 126V124L235 125V127ZM262 126V125H261ZM260 126V127H261ZM25 127V125L23 123H21L18 120H14L11 123V130L14 131V129L17 131L16 133H18V129L22 130ZM28 127V125L26 126ZM43 127V126H42ZM72 127V128H70ZM168 127V128H167ZM179 127V126H178ZM190 127V126H189ZM231 127V126H229ZM233 127V126H232ZM239 128H237L235 130V133L237 135L240 136H244L247 138V141H253L252 139V133H253V128L249 125V124H242L241 126H238ZM4 128V126H3ZM3 128H1V130H3ZM7 128V127H6ZM36 128V127H35ZM45 128V127H44ZM184 128V126H183ZM26 129V128H25ZM24 129V131H26ZM171 129V128H170ZM199 129V128H198ZM197 129V130H198ZM215 129V128H214ZM227 129V128H226ZM232 129V128H231ZM260 129V128H259ZM257 129V130H259ZM7 130V129H5ZM10 130V128L8 129ZM7 130V133H8ZM10 130V133H11ZM177 130V129H176ZM186 130V129H184ZM191 130V129H190ZM179 131V130H178ZM194 131V130H193ZM3 133V131H1ZM22 132V131H21ZM54 132V131H53ZM180 132V131H179ZM185 132H190L185 131ZM212 132V131H211ZM222 132V130H221ZM57 133V134H56ZM192 133V135H191ZM190 135L193 136V132H191ZM219 133V132H218ZM233 133V132H232ZM1 134V133H0ZM14 134V133H13ZM21 134H26V133H21ZM171 134V135H170ZM182 134V133H181ZM227 134V133H226ZM8 135V134H5ZM20 135V134H18ZM17 135V136H18ZM169 135L172 137L170 138ZM186 135V134H185ZM189 136V134H187ZM186 135V136H187ZM196 135V134H195ZM211 135H214V132H212ZM16 136V138H17ZM227 136V135H226ZM5 137V136H4ZM3 137V139H4ZM22 137V136H21ZM24 137V135H23ZM236 137V136H234ZM243 137V141H245L246 138ZM220 138V137H219ZM237 138V137H236ZM259 138V137H258ZM27 139V138H26ZM25 139V141H26ZM31 139V138H30ZM182 139V138H181ZM186 139V138H184ZM189 139V138H187ZM199 139V138H198ZM239 139V138H237ZM260 139V138H259ZM14 140V135L9 134L8 136H6V141H11ZM22 140V139H21ZM206 140V139H205ZM210 140V139H209ZM231 140V137H230ZM258 140V139H257ZM24 141V140H23ZM192 141V139H191ZM242 141V142H243ZM262 141V140H261ZM14 142V141H13ZM181 142V141H180ZM190 142V141H189ZM203 142V140H202ZM212 142V141H209ZM215 142V141H214ZM217 142V140H216ZM226 142V141H224ZM231 142V141H229ZM238 142V141H237ZM246 142V141H245ZM12 143V141H11ZM20 143H22V141H20ZM26 143V142H23ZM28 143V142H27ZM182 143V142H181ZM227 143V142H226ZM14 144V143H13ZM76 144V145H77ZM180 144V143H179ZM189 144V143H188ZM205 144V143H204ZM239 144V143H238ZM252 144V143H251ZM257 144V143H256ZM10 145V144H9ZM182 145V144H181ZM201 145V143H200ZM226 145V144H225ZM245 145V144H244ZM260 145V144H259ZM20 145H18L19 148ZM32 146V145H30ZM82 146V147H83ZM177 146V145H176ZM205 146H207V144H205ZM234 146H237L234 145ZM252 146H254L252 144ZM258 146V145H257ZM21 147V146H20ZM71 147V145H70ZM80 147V146H79ZM197 147V145H196ZM201 147V146H200ZM213 147V146H212ZM215 147V145H214ZM213 147V148H214ZM219 147V146H218ZM229 147V146H228ZM240 147V146H239ZM237 148V147H233L230 148V150H227L228 154H226L227 156L226 159H228L230 162H234V164L236 165L235 160L233 159L234 156H244L243 158H245V156L248 157V155H252L250 154V149H247L245 147V149H241V148ZM262 147V146H261ZM13 148V146H12ZM11 148V149H12ZM26 148V147H24ZM38 148V147H37ZM177 148V147H176ZM179 148V147H178ZM249 148V147H248ZM256 148V146H255ZM14 149V148H13ZM33 149V147H32ZM204 149V148H201ZM211 149V148H210ZM216 149V148H215ZM218 149V148H217ZM216 149V150H217ZM10 150V149H9ZM18 150V149H17ZM16 150V152H17ZM22 151V147L20 149ZM129 150V151H127ZM209 150V149H208ZM19 151V150H18ZM20 151V152H21ZM76 151V150H75ZM203 150H200V153L202 154ZM212 151V150H211ZM223 151V149H222ZM7 151H5L6 153ZM11 154L13 151H10ZM219 152V151H218ZM53 153V152H52ZM195 153V152H194ZM199 153V152H198ZM210 153V152H209ZM221 153V152H220ZM252 153V151H251ZM7 154V153H6ZM9 155H11L8 152ZM49 154V153H48ZM27 155V154H26ZM37 155V154H36ZM47 155V154H46ZM54 155V154H53ZM70 155V154H68ZM224 155V154H223ZM259 155V152H258ZM19 156V155H18ZM28 156V155H27ZM49 156V155H48ZM198 156V155H196ZM209 156V155H208ZM53 157V156H52ZM204 157V156H203ZM214 157V156H213ZM254 157V156H253ZM259 157V156H257ZM208 158V157H207ZM212 158V157H211ZM217 158V157H216ZM242 158V160H243ZM28 159V157L26 158ZM35 159V158H34ZM213 159V158H212ZM248 159H251L248 158ZM259 159V158H258ZM20 160V159H19ZM219 160V159H218ZM252 160V159H251ZM255 160V159H254ZM47 161V160H46ZM44 160V162H46ZM193 161V160H192ZM224 161V160H223ZM247 161V160H246ZM29 161H27L26 163H28ZM36 162V161H35ZM34 162V163H35ZM217 162V161H216ZM221 162V161H220ZM231 162V164H232ZM21 163V161H20ZM31 163V162H30ZM51 163V162H50ZM74 163V161H73ZM215 163V162H214ZM224 163V162H223ZM239 163V162H238ZM37 164V163H36ZM39 164V163H38ZM37 164V165H38ZM52 164V163H51ZM50 164V165H51ZM62 164V163H61ZM72 164V163H71ZM23 165V164H22ZM56 165V164H55ZM59 165V163H58ZM64 165V164H63ZM77 165V164H76ZM212 165V164H211ZM221 165V164H220ZM229 165V164H228ZM20 166V165H19ZM26 166V165H25ZM30 166V165H28ZM190 166V167H189ZM233 166V165H232ZM246 169L252 171V175L250 177V192H248V197L246 198L245 201H243V205L244 204H248L249 206L252 205H260L262 209H264V170L259 169L258 166H256L255 161H248L246 162V164L243 165ZM242 166V167H243ZM24 167V166H23ZM36 167V166H35ZM68 167V166H67ZM205 166H202L201 168H204ZM18 167H16L17 170ZM22 168V167H21ZM20 168V170H21ZM42 168V167H41ZM189 168V169H188ZM232 168H236V167H232ZM24 169H26V167H24ZM33 169V167H32ZM31 169V170H32ZM37 169V168H36ZM56 169V168H55ZM54 169V170H55ZM59 169V168H58ZM63 169V168H62ZM68 169V168H67ZM217 169V168H216ZM10 170V169H9ZM15 170V171H16ZM23 170V169H22ZM30 170V171H31ZM42 170V169H41ZM50 170V167L49 169ZM53 170V169H52ZM60 170V169H59ZM205 170V169H204ZM46 171V170H45ZM63 171V170H62ZM70 171V170H69ZM75 171V170H74ZM215 171V170H214ZM213 171V172H214ZM238 174L236 175H240V176H245V172L243 171V169H237L236 170ZM11 172L14 173V171L11 170ZM17 172V171H16ZM50 172V171H49ZM64 172H68V171H64ZM194 172V171H193ZM201 172V171H200ZM206 172V170H205ZM11 173V174H13ZM26 173V172H24ZM61 173V172H60ZM72 173V171H71ZM82 173L83 170H82ZM189 173V172H188ZM207 173V172H206ZM204 173V174H206ZM224 173V172H223ZM230 173V172H229ZM23 174V173H22ZM29 174V173H28ZM46 174V173H45ZM48 174V173H47ZM51 174V173H50ZM54 174V173H53ZM86 174V173H84ZM191 174V173H190ZM210 174V173H209ZM9 175V174H8ZM21 175V174H20ZM24 175V174H23ZM30 175V174H29ZM68 175V174H67ZM70 175V174H69ZM75 175V174H74ZM185 175V176H184ZM222 175V174H221ZM220 175V176H221ZM227 175V174H226ZM235 175V174H233ZM18 177H21L19 175H17ZM35 176V175H34ZM50 176V175H49ZM58 176V174H57ZM62 176V175H61ZM77 176V175H76ZM86 176V175H85ZM88 176V175H87ZM208 176V175H206ZM17 177V178H18ZM53 177V176H52ZM78 177V176H77ZM200 177V176H199ZM209 179L211 177L208 176ZM217 177V176H216ZM231 177V176H230ZM238 177V176H237ZM16 178V181H17ZM25 178V176H24ZM56 178V177H55ZM66 178V177H64ZM63 178V180H64ZM69 178V177H68ZM75 178V177H74ZM123 178V177H122ZM9 179V178H8ZM14 181V177L12 178ZM58 179V178H57ZM55 179V180H57ZM72 179V178H71ZM129 181H132V179L127 178ZM197 179V180H196ZM206 179V178H205ZM212 179V178H211ZM237 179V178H236ZM25 180V179H24ZM43 180V178H42ZM46 180V179H45ZM53 180V179H52ZM88 180V179H86ZM138 180V181H136ZM174 180V181H173ZM238 180V179H237ZM244 180V179H243ZM13 181H10L11 184H9V187H6V185L0 186V196L4 195V191H5V187L9 188L10 190H14L16 188H20L22 187L23 189H25V185L23 186V184L21 185H17L18 183H16V185L14 183H12ZM20 181H22L20 179ZM47 181V180H46ZM124 181V180H123ZM128 181V182H129ZM174 183H172V182ZM234 181V180H233ZM23 182V181H22ZM51 182V181H49ZM66 182V181H65ZM69 182V181H68ZM76 182V181H75ZM127 182V180H126ZM205 182V181H204ZM240 182V181H239ZM43 183V182H42ZM54 183V182H53ZM57 183V181H56ZM61 183V182H60ZM67 183V182H66ZM72 183V182H71ZM81 183V182H80ZM123 183V182H122ZM206 183V182H205ZM221 183V182H220ZM227 183V182H226ZM45 184V183H44ZM43 184V186H44ZM62 184V183H61ZM87 184V182H86ZM85 184V185H86ZM89 184V182H88ZM208 183H206L207 185ZM218 184V183H217ZM216 184V185H217ZM27 185V184H26ZM41 185V184H40ZM50 185V184H48ZM71 185V184H70ZM80 185V184H79ZM203 185V184H202ZM34 186V185H33ZM42 186V187H43ZM55 186V185H54ZM81 186V185H80ZM90 186V184H89ZM123 186V185H122ZM122 186L120 188H122ZM128 186V185H127ZM126 184L125 187L127 188ZM246 186V185H245ZM4 187V188H2ZM38 187V186H37ZM41 187V186H40ZM52 187V186H51ZM50 187V188H51ZM57 187V186H56ZM70 187V186H68ZM76 187V186H75ZM79 187V186H78ZM84 187V186H82ZM209 187V186H208ZM207 187V188H208ZM47 188V187H46ZM81 188V187H80ZM85 188V187H84ZM83 188V189H84ZM248 189V187H246ZM8 189V190H9ZM27 189V188H26ZM30 189V188H29ZM66 189V187H65ZM74 189V187H73ZM37 190V189H36ZM44 190V189H42ZM48 190V189H47ZM53 190V189H52ZM58 190V189H57ZM63 190V189H62ZM82 191V189H79V191ZM120 190V189H118ZM214 190V189H213ZM38 191V190H37ZM54 191V190H53ZM71 191V190H68ZM67 191V193H68ZM77 191V190H76ZM112 191V193H111ZM206 191V190H205ZM42 192V191H41ZM61 192V191H60ZM84 192V191H83ZM92 192V191H91ZM208 192V191H207ZM52 193V192H51ZM59 193V191H58ZM96 193V192H95ZM117 193V192H116ZM119 193V192H118ZM210 194L213 192H209ZM41 194V193H40ZM55 194V193H54ZM63 194V192H62ZM69 194V193H68ZM78 194V193H77ZM76 194V195H77ZM93 194V193H92ZM125 194V193H124ZM37 195V193H36ZM39 195V193H38ZM43 195V194H42ZM53 195V193H52ZM66 195V192H65ZM72 195V194H71ZM89 195V194H88ZM96 195V194H95ZM93 195V196H95ZM126 195V194H125ZM44 196V195H43ZM42 196V197H43ZM83 196V194L81 195ZM87 196V195H86ZM218 196V195H217ZM50 197V196H49ZM66 197V196H65ZM70 197V196H69ZM91 197V196H90ZM124 197V196H123ZM201 197V195L199 196ZM204 197V196H203ZM206 197V196H205ZM245 197V196H244ZM79 198V197H78ZM115 198V197H114ZM130 198V197H129ZM40 199V198H39ZM65 199V198H64ZM89 199V198H87ZM96 199V197H95ZM131 199V198H130ZM140 199V198H139ZM206 199V198H205ZM213 199V198H212ZM45 200V199H44ZM48 200V199H47ZM45 200V201H47ZM91 199L88 200V202ZM128 200V199H127ZM135 200V199H134ZM150 200V199H149ZM148 200V201H149ZM38 201V200H37ZM40 201V200H39ZM68 201V200H67ZM66 201V202H67ZM77 201V200H76ZM82 201V200H81ZM87 201V200H86ZM93 201V200H92ZM120 201V200H119ZM137 201V200H136ZM19 202V201H17ZM16 202V203H17ZM21 202V201H20ZM41 202V201H40ZM51 202V201H50ZM55 202V200H54ZM128 202V201H127ZM210 202V201H209ZM42 203V202H41ZM46 203V202H45ZM44 203V204H45ZM71 203V201H70ZM77 203V202H76ZM81 203V202H80ZM79 203V204H80ZM90 203V202H89ZM93 203V202H92ZM133 203V202H131ZM143 203V202H142ZM147 204H149L146 201ZM152 203V201H151ZM150 203V204H151ZM163 203V202H162ZM205 203V202H204ZM213 203V202H212ZM25 204V203H24ZM47 204V203H46ZM50 204V203H49ZM95 204V203H94ZM93 204V205H94ZM136 204V203H135ZM134 204V206H135ZM144 204V203H143ZM210 204V203H209ZM22 205V204H21ZM39 205V204H38ZM52 205V204H51ZM57 205V203H56ZM76 205V204H75ZM78 205V204H77ZM90 205V204H89ZM118 205V204H117ZM127 205V204H125ZM138 205V204H137ZM152 205V204H151ZM154 205V204H153ZM152 205V206H153ZM17 209L21 208L19 207V203L14 205ZM40 206V205H39ZM39 206H37V208H40ZM45 208V205H42ZM47 206H49L47 204ZM64 206L65 205H61ZM72 206V205H71ZM83 206V204H82ZM95 206V205H94ZM121 206V205H120ZM133 206V207H134ZM144 206H146V204H144ZM236 206V205H235ZM19 207V208H18ZM69 207V206H68ZM73 207V206H72ZM87 207V204H86ZM93 207V206H92ZM126 207V206H125ZM131 207V206H130ZM149 207V206H147ZM33 208V207H32ZM42 208V207H41ZM63 209V207H61ZM79 208V207H78ZM89 208V207H88ZM91 208V207H90ZM89 208V209H90ZM101 208V206H100ZM142 208L143 207H139ZM151 208V207H150ZM259 208V207H258ZM34 209V208H33ZM32 209V210H33ZM55 210V208H53ZM65 209V208H64ZM68 209V208H67ZM81 209V208H80ZM120 209V208H119ZM141 209V210H142ZM242 209V207H241ZM247 209V208H246ZM251 209V208H250ZM38 211V209H36ZM40 210V209H39ZM46 210V209H45ZM51 210V209H50ZM70 210V209H69ZM73 210H75V208H73ZM95 210V209H94ZM104 210V209H102ZM137 209H135L136 211ZM187 210V211H186ZM231 210V209H230ZM257 210V209H256ZM28 211V210H27ZM34 211V210H33ZM36 211V212H37ZM41 211V210H40ZM48 211V209H47ZM63 211V210H62ZM78 212V210H76ZM97 211V210H96ZM117 211V210H116ZM123 210H121L122 213ZM134 211V210H133ZM132 211V212H133ZM145 211L147 212V210L145 209ZM200 211V210H199ZM208 211L207 209H205V212ZM255 211V210H254ZM31 208H30V211ZM35 212V213H36ZM43 212V211H42ZM59 212V209H58ZM61 212V211H60ZM59 212V213H60ZM65 212V210H64ZM71 212V210H70ZM91 215V211H89ZM88 212V213H89ZM120 212V210H119ZM128 212V211H127ZM149 212V211H148ZM203 212V211H202ZM201 212V213H202ZM203 212V214L205 213ZM28 213V212H27ZM27 213L25 215V213L23 212H17V211H6L4 209H0V245L1 246H5L9 249V252L5 255V258H3V263L1 264H61L59 261L60 258H57L59 253L61 251H66L70 246H72L70 243L71 241H73L74 244V237L75 236V232H73L72 229L68 228V231L65 230V232L63 233L64 236L62 238H60V240L58 241L57 244H54L55 246H53V243L51 245L50 241L51 239L48 238L47 235H45V232H43L42 229H44L45 224H43L40 220H38L37 216H36V220L39 222H41L43 225V227L41 226V224L39 225V223L37 224L34 219L32 221V219H30L29 217H27ZM34 213V212H33ZM41 212L37 213V215H40ZM49 214V212H47ZM52 213V211L50 212V214ZM57 213V212H56ZM63 213V212H62ZM62 213L60 215V218L62 216ZM73 213V212H72ZM85 213V212H84ZM94 213V212H93ZM104 213V212H103ZM120 213V215H121ZM126 213V211H125ZM130 213V212H129ZM141 213V212H140ZM145 213V212H144ZM154 213V212H152ZM180 213V214H179ZM222 213V212H221ZM258 213V210L257 212ZM29 214V213H28ZM31 214V213H30ZM44 214V213H43ZM55 214V213H54ZM65 214V213H64ZM71 214V213H70ZM78 214V213H76ZM131 214V213H130ZM135 214V213H134ZM146 214V213H145ZM207 214V213H205ZM235 214V213H234ZM32 215V214H31ZM36 215V214H35ZM42 215V213H41ZM47 215V214H46ZM68 215V214H67ZM79 215V214H78ZM82 215V214H81ZM80 215V216H81ZM102 215V214H101ZM119 215V216H120ZM128 215V214H127ZM246 215V214H245ZM29 216V215H28ZM45 215H42L41 217H43ZM56 216V215H55ZM64 216V215H63ZM72 216V215H70ZM75 216V215H74ZM73 216V217H74ZM82 216H87L86 215H82ZM94 216V215H93ZM98 216V215H97ZM104 216V215H102ZM118 216V217H119ZM122 216V215H121ZM120 216V217H121ZM143 215H133V217L128 216L126 217L124 215V217L128 218V222L123 223L124 221H122V223L120 224V232L126 234H130L131 236V243L134 242L135 238H137L138 236L141 235L140 230L139 229H134V227L132 228V225L134 223H140L144 218L142 217ZM150 216V215H149ZM154 216V215H153ZM160 216V217H161ZM249 216V215H247ZM246 216V217H247ZM35 217V216H34ZM92 217V215H91ZM157 217V216H154ZM251 217V215H250ZM29 218V219H28ZM57 218V217H56ZM56 218L54 217V219L56 220ZM58 217V219H60ZM64 218V217H63ZM69 218V217H68ZM80 218V217H79ZM77 218V219H79ZM104 218V217H103ZM258 218V217H257ZM43 219V218H42ZM67 219V218H66ZM72 220V218H70ZM74 219V220H77ZM120 219V218H118ZM162 219V218H160ZM198 219V220H197ZM248 219V218H247ZM54 220V221H55ZM81 220V219H80ZM79 220V222L81 223V221ZM83 220V219H82ZM85 220V219H84ZM88 220V219H87ZM99 220H101V218L99 217ZM121 220V219H120ZM124 220V219H123ZM148 220V218H147ZM168 220V219H167ZM204 220V219H203ZM246 220V218H245ZM47 221V220H46ZM44 221V222H46ZM60 222V220H58ZM58 221H55L54 224L56 225V222L59 223ZM70 221V220H69ZM144 221V220H143ZM152 221V220H151ZM154 221V220H153ZM160 221V220H158ZM166 221V220H165ZM49 222V220L47 221V223ZM67 222V221H66ZM73 222V221H72ZM77 222V221H76ZM145 222V221H144ZM149 222V221H148ZM172 222V223H173ZM222 222V221H221ZM249 222V228L247 231V236L246 234L243 235L245 238L248 237L249 241L247 239H244L245 241L247 240V243H259L261 245L260 242L264 243V222L261 225H257L253 226V223L251 221ZM260 222V221H259ZM53 223V221H52ZM83 223V222H82ZM85 223V222H84ZM92 225L91 227L95 226V221L90 222ZM97 223V222H96ZM158 223V222H157ZM163 223V222H162ZM161 223V224H162ZM243 224V221L241 222ZM246 223V222H244ZM48 223L47 226H50ZM53 224V225H54ZM75 224V222L73 223V225ZM99 224V222H98ZM144 224V223H143ZM142 224V225H143ZM154 224V223H153ZM175 224V222H174ZM25 226V229H21L22 232L20 235L17 234V232L19 231L20 233V226ZM52 225V224H51ZM60 225V224H59ZM62 225V224H61ZM64 225V224H63ZM66 225V224H65ZM64 225V226H65ZM70 225V224H69ZM85 225V224H84ZM80 224V228L81 226H84ZM88 225V224H87ZM100 225V224H99ZM102 225V224H101ZM105 225V224H104ZM136 225V224H135ZM146 225V223H145ZM152 223H148V226H144L147 228H151ZM155 225V224H154ZM226 225V224H225ZM67 226V225H66ZM98 226V225H97ZM75 227V226H74ZM78 227V226H76ZM143 227V228H144ZM160 227V226H158ZM168 227H170L168 225ZM46 228V227H45ZM64 228V227H63ZM67 228V227H66ZM106 228V227H105ZM109 228V227H108ZM141 228V227H140ZM146 228V229H147ZM176 228V229H177ZM49 228H47L48 230ZM54 229V228H53ZM57 229V228H55ZM54 229V230H55ZM75 229V228H74ZM83 229V228H82ZM81 229V230H82ZM86 229V228H85ZM95 229V227H94ZM104 229V228H103ZM153 229V228H152ZM160 229V228H159ZM170 229V228H169ZM168 229V230H169ZM50 230V229H49ZM48 230V231H49ZM64 230V229H63ZM79 230V231H81ZM166 230V229H165ZM164 229L162 231H165ZM167 230V231H168ZM58 231V230H57ZM56 231V232H57ZM61 231V229H60ZM59 231V232H60ZM78 231V232H79ZM98 231V230H97ZM107 231V230H106ZM147 230L144 229V232H146ZM149 231V230H148ZM155 231V230H154ZM58 232V233H59ZM63 232V231H62ZM84 231L82 230V233ZM108 232V231H107ZM106 232V233H107ZM158 232V231H156ZM170 232V231H169ZM48 233V232H47ZM52 233L55 234V232L52 231ZM51 233V234H52ZM57 233V234H58ZM80 232V234H82ZM95 233V232H94ZM143 233V231H142ZM173 233H174V229H173ZM50 234V235H51ZM52 235L53 238L55 235ZM62 234V233H61ZM128 234V236H129ZM148 234V233H147ZM162 234V233H161ZM79 234H77L76 236H78ZM93 235V234H92ZM157 235V234H156ZM171 235V234H170ZM174 235V234H172ZM49 236V237H52ZM61 236V235H60ZM81 236V235H80ZM107 236V235H106ZM105 236V237H106ZM145 236V234H144ZM148 236V235H147ZM146 236V237H147ZM159 236H161L159 234ZM158 236V237H159ZM166 236V235H164ZM169 236V235H168ZM179 236V238H180ZM82 237V236H81ZM91 237V236H90ZM99 235L98 233H96V235H94L91 238V241L96 245L99 242L98 239ZM151 237V236H150ZM156 237V236H155ZM162 237V236H161ZM175 235L172 237L174 238ZM103 238V236H102ZM144 238V237H143ZM164 238V237H163ZM171 238V236L169 237ZM171 238V240H172ZM89 239V238H88ZM87 239V240H88ZM142 239V238H141ZM102 240V239H101ZM146 240V239H144ZM156 240V239H155ZM162 240V239H161ZM170 240V241H171ZM177 240V239H175ZM229 240V239H228ZM165 241V240H164ZM169 241V240H168ZM167 241V242H168ZM242 239H236V240H230V242L225 243L223 245L222 248V253L224 255V260L228 263H230L229 261H232V263L234 262V264H251L249 263V261L243 259V258H239L237 257L235 250L240 246ZM84 242V241H83ZM137 242V241H136ZM135 242V243H136ZM157 242V241H156ZM166 242V241H165ZM179 242V239H178ZM135 243H133V245L131 244L132 247L137 246L135 245ZM149 243V242H148ZM158 243V242H157ZM169 243V242H168ZM172 243V242H171ZM170 243V244H171ZM177 243V241H176ZM180 243V242H179ZM80 244V243H79ZM90 244V243H89ZM145 244V243H143ZM150 244V243H149ZM163 244V243H162ZM178 244V243H177ZM181 244V243H180ZM179 244V245H180ZM78 245V244H77ZM91 245H93L91 243ZM90 245V246H91ZM111 245V244H109ZM158 245V244H157ZM167 245V244H166ZM183 245V244H181ZM177 246L175 245L173 247L167 245V247H171V248H167V249H163L161 250V248L159 249H153V247L151 249H145L142 250L141 249V257L140 261L137 262V264H152L155 263L156 260L154 258L155 255L158 254H163L164 257L166 256V254L170 255L173 252H177L182 254V246ZM251 245V244H250ZM0 246V247H1ZM89 246V247H90ZM106 246V245H105ZM141 246V245H140ZM139 246V247H140ZM144 246V245H143ZM257 246V245H256ZM93 247V246H92ZM164 247V246H163ZM241 247V246H240ZM260 247V246H259ZM71 249L74 247H70ZM77 248V246H76ZM84 248V247H83ZM83 248H77L75 249V251L78 253H83ZM88 248V247H87ZM106 248V247H105ZM262 248V247H261ZM89 249V248H88ZM95 249V248H94ZM122 249V248H121ZM258 249V248H257ZM69 250V249H68ZM87 250V249H86ZM85 250V251H86ZM136 250V249H135ZM210 250H212L210 248ZM261 251L264 250V247L262 249H260ZM33 251H37L36 252V256L34 255ZM71 251V250H69ZM69 251H66L69 252ZM74 251V250H73ZM73 251L71 253H73ZM74 251V252H75ZM95 251V250H94ZM120 251V248L118 246V244H113L112 248L110 249L111 254L115 255V253L118 254V252ZM258 251V250H257ZM87 252V251H86ZM122 252V251H121ZM212 252V251H211ZM70 253V252H69ZM75 253V257L77 256ZM206 253V252H205ZM263 253V252H257V255L255 256L256 258H259V254ZM90 253H88L89 255ZM96 252H92L91 255H95ZM172 254V255H173ZM236 254V255H234ZM65 255V253H64ZM62 255V257L64 256ZM73 255V254H72ZM86 255L87 254H81ZM110 255V254H109ZM123 255V254H121ZM180 255V254H179ZM203 255V254H202ZM213 254H208L207 256L204 257L203 260L201 261H192V263L185 261L187 259H185L183 262L182 261H177L176 264H216L217 261V257L212 256ZM240 255V254H239ZM57 256V257H56ZM61 256V255H60ZM99 256V255H98ZM102 256V255H101ZM116 256V255H115ZM67 257V256H66ZM65 257V260H67ZM88 257V256H87ZM100 257V256H99ZM119 257V255H118ZM156 257V256H155ZM163 257V258H164ZM172 257V256H171ZM72 258V257H71ZM86 258V257H85ZM113 258V257H112ZM110 258V259H112ZM166 258V257H165ZM170 258V257H169ZM174 258V257H173ZM178 258V257H177ZM253 258V257H252ZM69 259V257H68ZM74 259V257H73ZM77 258H75L76 260ZM87 259V258H86ZM92 259V258H91ZM101 259V257H100ZM114 259V258H113ZM172 259V258H171ZM180 259V258H179ZM184 259V256L182 258V260ZM221 259V258H220ZM64 260V261H65ZM80 260V259H77ZM89 260V259H87ZM96 260V259H95ZM99 260V259H98ZM102 260V259H101ZM107 260V259H105ZM137 260V259H136ZM159 262L155 263V264H162L164 259H158ZM168 260V259H167ZM167 260L165 259V263H167ZM69 261V260H68ZM67 261V262H68ZM72 261V260H71ZM83 261V258H82ZM85 261V260H84ZM83 261V263H84ZM257 261V260H256ZM1 262V260H0ZM66 262V263H67ZM77 262V261H76ZM175 262V261H174ZM173 262V263H174ZM195 262V263H194ZM69 263V262H68ZM72 262H70L71 264ZM78 263V262H77ZM99 263V262H98ZM101 263V261H100ZM104 263V262H102ZM114 263V262H113ZM116 263V261H115ZM163 263V264H165ZM172 263V262H171ZM172 263V264H173ZM259 263V261H258ZM72 264H76L75 262ZM88 264V263H87ZM118 264V263H117ZM135 264V263H133ZM175 264V263H174ZM255 264V262H254Z\"/></svg>","mask_w":264,"mask_h":264}]
</instances>
